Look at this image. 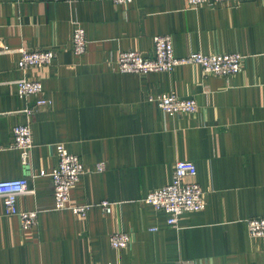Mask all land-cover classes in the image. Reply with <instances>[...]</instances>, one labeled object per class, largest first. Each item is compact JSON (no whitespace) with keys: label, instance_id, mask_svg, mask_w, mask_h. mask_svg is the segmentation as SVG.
<instances>
[{"label":"crops","instance_id":"obj_1","mask_svg":"<svg viewBox=\"0 0 264 264\" xmlns=\"http://www.w3.org/2000/svg\"><path fill=\"white\" fill-rule=\"evenodd\" d=\"M79 25L83 54L74 52ZM162 34L173 35L177 57L240 52L244 68L230 78L198 64L144 75L118 70L120 51L153 57V38ZM0 38L14 49L0 54V180L26 176L29 192L18 207L38 211L37 224L24 229L0 198V264H264V237L247 226L264 217V0L196 8L186 0H0ZM22 47L55 48L57 56L21 69ZM22 77L40 80L43 92L19 96ZM162 93L194 97L199 111L167 114L149 100ZM43 97L51 102L23 111ZM19 124L33 133L28 165L10 148ZM59 143L85 165L70 200L90 204L86 216L56 209L53 178L41 175L57 166ZM178 160L197 165L191 180L207 206L172 227L144 198L172 181ZM117 231L130 233L129 247L111 246Z\"/></svg>","mask_w":264,"mask_h":264},{"label":"built area","instance_id":"obj_2","mask_svg":"<svg viewBox=\"0 0 264 264\" xmlns=\"http://www.w3.org/2000/svg\"><path fill=\"white\" fill-rule=\"evenodd\" d=\"M118 4L131 3L134 0H113ZM244 0H186L187 6L196 8L199 6H215L224 4L238 6ZM154 41V56H145L139 50H122L118 54L117 67L123 73L149 74L153 72H167L184 64H198L207 74H215L227 78L236 76L244 68L246 56L240 52H225L206 54L201 51L191 52L188 56L177 57L174 50V38L172 34L156 35ZM74 52L83 54L87 49V36L84 27L77 26L73 34ZM14 51L11 46L0 38V54ZM21 69L42 67L51 64L57 56L55 48L31 50L25 47L19 48ZM18 95L28 97L43 92V84L38 79L22 77L15 81ZM155 102L165 113L170 115L196 114L199 105L194 97L179 96L173 93H162L149 98ZM48 98L38 99L33 106L23 111L33 114L38 106L49 104ZM14 140L10 148H17L21 152L23 164H29L30 151L34 145L33 133L29 124H19L13 128ZM1 148V146H0ZM58 164L50 172L41 170V175H50L54 184V201L56 209L70 208L75 214L86 216L90 204H72L70 193L86 172L85 165L77 154L69 152L65 144H57ZM105 169V163L97 166L98 171ZM198 169L195 162L190 160H178L175 163L172 181L160 188L148 192L144 202L153 206L156 210L166 215V222L172 227L180 225V219L184 214L200 212L207 206L206 192L201 185L191 180L197 175ZM29 192L28 178L26 176L0 180V198L5 205L6 214L17 215L24 229H30L37 224V210H21L18 207V198ZM100 206L106 212L112 210V203L108 200L100 202ZM248 231L253 237H264V217H251L247 220ZM153 227L152 230H157ZM111 246L115 249L127 248L132 242L129 232L117 231L110 236ZM118 264V263H109ZM179 264H186L181 261Z\"/></svg>","mask_w":264,"mask_h":264}]
</instances>
